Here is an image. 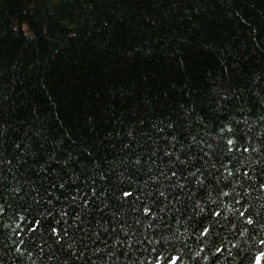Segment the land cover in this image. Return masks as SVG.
Returning <instances> with one entry per match:
<instances>
[{
	"label": "trees",
	"instance_id": "obj_1",
	"mask_svg": "<svg viewBox=\"0 0 264 264\" xmlns=\"http://www.w3.org/2000/svg\"><path fill=\"white\" fill-rule=\"evenodd\" d=\"M237 113L264 115V0H0V158L36 181Z\"/></svg>",
	"mask_w": 264,
	"mask_h": 264
},
{
	"label": "snow or ice",
	"instance_id": "obj_2",
	"mask_svg": "<svg viewBox=\"0 0 264 264\" xmlns=\"http://www.w3.org/2000/svg\"><path fill=\"white\" fill-rule=\"evenodd\" d=\"M257 123L200 122L100 168L69 157L40 181L17 145L15 167L0 158V264H264V115Z\"/></svg>",
	"mask_w": 264,
	"mask_h": 264
}]
</instances>
